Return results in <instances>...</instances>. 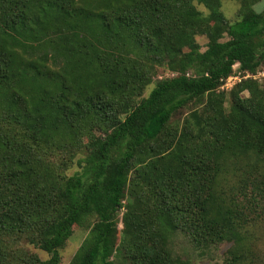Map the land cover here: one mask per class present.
<instances>
[{"label": "trees", "instance_id": "trees-1", "mask_svg": "<svg viewBox=\"0 0 264 264\" xmlns=\"http://www.w3.org/2000/svg\"><path fill=\"white\" fill-rule=\"evenodd\" d=\"M234 1L0 0V264L74 227L69 264H190L177 232L264 264V11Z\"/></svg>", "mask_w": 264, "mask_h": 264}, {"label": "rangeland", "instance_id": "rangeland-1", "mask_svg": "<svg viewBox=\"0 0 264 264\" xmlns=\"http://www.w3.org/2000/svg\"><path fill=\"white\" fill-rule=\"evenodd\" d=\"M196 5L199 8H202L198 3ZM236 10H237V3L234 0H222V11L224 12V15L228 19V21H234L237 17L236 15ZM255 10L258 12L264 11V0H260L258 3L255 5ZM206 37L199 36L198 41L201 44V50L205 49V42H206ZM235 66V65H234ZM170 73L165 72V73H160L156 72V74L153 75V82L162 76H169ZM151 85L148 86L151 87ZM229 87V86H228ZM148 88L145 90V94L148 92ZM121 215V211L119 216ZM263 213L260 214L262 216ZM118 227H122V223L119 222ZM262 229H264V222L262 223ZM88 230L85 228H79V227H74L72 234L70 237L67 239L64 247L60 250L61 258H60V263L59 264H69L74 252L78 248V246L81 244L83 241L84 237L87 235ZM264 232L260 230V239L257 244V249L256 253L259 257L264 259ZM171 242L170 246L174 253H178L182 255L183 257H186L189 259L190 264H216V263H221L223 259L226 256V250L229 247V243L227 242H222L221 244L217 246H211L206 249H201L197 250L194 249L189 242V239L182 234L181 232H177L176 234L172 235L171 238L169 239ZM26 249L29 251H34L39 254L41 258L47 257V254L43 251H41L39 248L33 247L32 245H25ZM117 264H123V261L121 260L120 257L114 258Z\"/></svg>", "mask_w": 264, "mask_h": 264}, {"label": "built area", "instance_id": "built-area-1", "mask_svg": "<svg viewBox=\"0 0 264 264\" xmlns=\"http://www.w3.org/2000/svg\"><path fill=\"white\" fill-rule=\"evenodd\" d=\"M236 66V64H234ZM233 65V66H234ZM260 76H264V70L259 71L258 73ZM247 76V75H246ZM240 80V75L239 72L238 74H233L228 76L225 80L222 81L221 85H220V89H225L228 90L230 89V87L234 84L235 81ZM229 86V87H228Z\"/></svg>", "mask_w": 264, "mask_h": 264}]
</instances>
